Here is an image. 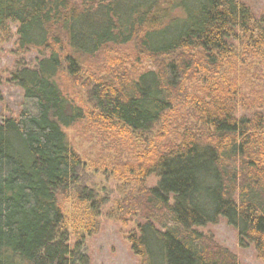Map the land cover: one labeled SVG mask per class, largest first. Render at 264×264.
Returning <instances> with one entry per match:
<instances>
[{"label": "trees", "instance_id": "obj_1", "mask_svg": "<svg viewBox=\"0 0 264 264\" xmlns=\"http://www.w3.org/2000/svg\"><path fill=\"white\" fill-rule=\"evenodd\" d=\"M9 25L17 51L41 56L6 73L21 98L0 116V264H89L60 202L73 192L94 219L107 202L81 185L64 132L83 121L155 133L120 174L138 185L116 208L138 221L127 240L140 264H238L198 231L221 219L264 262V100L242 95L235 71L264 49V21L236 0H0V31ZM124 49L150 68L131 75Z\"/></svg>", "mask_w": 264, "mask_h": 264}, {"label": "rangeland", "instance_id": "obj_2", "mask_svg": "<svg viewBox=\"0 0 264 264\" xmlns=\"http://www.w3.org/2000/svg\"><path fill=\"white\" fill-rule=\"evenodd\" d=\"M236 1L247 6L256 19L264 21V0ZM15 31V25H9L8 30L4 32L0 31V116L16 115L21 98L20 91L6 83L7 71L11 70L16 61L32 66L41 56L36 50L17 51ZM238 48L243 51L240 46ZM238 48L240 54L241 50ZM118 54L126 58L124 59L128 62L126 69L131 75L139 69L150 68L151 63L147 60H142L139 65L134 63L127 49L119 50ZM98 61L99 59L91 60L90 66ZM243 61L245 62L235 66L240 81V93L250 97L253 92L254 96L259 95V98L264 100V49L255 59L243 58ZM84 76L88 74L85 73ZM60 78L63 94L76 107L86 109V91L73 87L66 75L62 74ZM64 132L73 151L82 162L81 185L94 188L99 198L107 199L95 219L89 218L87 205L75 203L73 192L61 199L69 244L73 246L80 243L89 264H140L139 258L130 251L127 240L134 232L138 221L134 217L124 215L119 220L121 213L116 208L138 185V182L121 179L120 174L125 171V167L136 165L135 157L144 150L147 143L154 141L155 133L139 136L114 129L109 133L91 126L86 121L65 129ZM155 182L156 179L150 177L145 184L152 187ZM198 231L209 235L217 245L231 252L238 264H264L257 258L251 246L245 249L238 246L236 232L223 219L216 225H209Z\"/></svg>", "mask_w": 264, "mask_h": 264}]
</instances>
